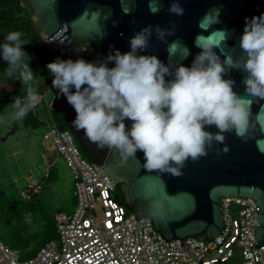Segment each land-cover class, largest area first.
<instances>
[{"label":"water","instance_id":"water-1","mask_svg":"<svg viewBox=\"0 0 264 264\" xmlns=\"http://www.w3.org/2000/svg\"><path fill=\"white\" fill-rule=\"evenodd\" d=\"M31 19L45 42L55 51L62 52L80 44L90 46V54L79 56L89 62H102L118 49L121 53L131 50L130 39L142 28L153 26V35L146 52L140 55H156L170 66L183 63L191 66L196 54L198 36L212 35L219 47L215 49L221 60L227 55L239 57V37L243 33L245 18L264 14V0H179L184 15L168 12L175 0H24ZM159 8L156 14L149 5ZM220 9L219 14L214 9ZM128 13V14H125ZM208 16L205 17V14ZM217 15L219 23H216ZM203 18V19H202ZM135 21V22H133ZM113 22H116L113 26ZM172 30L167 43L156 38L155 26ZM217 30H224L223 35ZM109 62L108 67H114ZM244 73L232 69L225 78L236 81L234 91L245 94L242 83ZM171 79V77H166ZM75 91V89H72ZM53 107L59 108L80 147L91 163L102 167L112 181L121 187L127 206L133 210L136 220L148 219L156 233L170 242L195 239L209 243L222 235L225 221L221 199L244 197L253 199L258 207L255 239L257 249L264 247V131L255 121L257 113H264V100H254L251 105L250 128L246 139L234 133H225V144H214L208 155L198 162L191 159L182 169L181 176H173L144 166L142 152L120 164L121 157L114 149H99L77 130L72 121L76 118L74 108L56 89ZM130 129L132 121L125 120ZM15 129L0 142L6 141L18 131ZM206 130L216 132L215 127Z\"/></svg>","mask_w":264,"mask_h":264},{"label":"clouds","instance_id":"clouds-1","mask_svg":"<svg viewBox=\"0 0 264 264\" xmlns=\"http://www.w3.org/2000/svg\"><path fill=\"white\" fill-rule=\"evenodd\" d=\"M149 11L156 14L160 9L150 4ZM210 11L219 14L220 9ZM168 12L182 17L185 9L175 0ZM174 29L175 25L172 30L156 25V38L167 43L166 37L174 35ZM152 35V25L142 28L131 37L130 51L116 49L102 62L57 58L46 67L54 77L53 92L59 90L76 112L73 126L83 130L91 143L99 149L116 150L120 164L142 152L146 169L181 176L189 159L198 162L214 144H225V133L247 138L252 102L264 100V14L245 18L239 57L227 55L221 60L215 51L219 43L212 35L198 36L196 46L201 51L190 67L180 63L173 68L156 55L138 54L147 51ZM21 36V32L11 31L0 44V56L8 64L6 76L20 80L26 90L24 98L16 96L8 106L15 121L25 118L40 100L35 73L24 59L27 53ZM80 46L91 52L88 44ZM109 62L115 66L108 67ZM232 69L244 73L243 96L234 91L236 81L225 78ZM125 120L132 121L130 129ZM255 121L264 131V113H257ZM211 127L217 131L206 130ZM220 151L226 153L229 148L225 144L217 154Z\"/></svg>","mask_w":264,"mask_h":264},{"label":"built area","instance_id":"built-area-1","mask_svg":"<svg viewBox=\"0 0 264 264\" xmlns=\"http://www.w3.org/2000/svg\"><path fill=\"white\" fill-rule=\"evenodd\" d=\"M84 46L77 57L88 53ZM53 100L40 97L33 108L47 122L43 139L50 142L75 176L77 209L72 215L57 214L58 239L44 246L35 257L22 260L18 252L0 241V264H264V247L255 239L258 207L251 198L221 199L225 230L209 243L195 239L170 242L156 233L148 219L136 220L125 206L114 199L116 184L102 167L85 160L70 131H61L43 118ZM100 204L103 218L94 209ZM237 261V263H235Z\"/></svg>","mask_w":264,"mask_h":264},{"label":"trees","instance_id":"trees-1","mask_svg":"<svg viewBox=\"0 0 264 264\" xmlns=\"http://www.w3.org/2000/svg\"><path fill=\"white\" fill-rule=\"evenodd\" d=\"M11 31L22 33L21 40L24 42L23 50L27 53L25 62L35 73V88L40 97L50 95L53 92L51 76L46 65L57 58L76 60L80 45L72 47L65 52L53 50L37 31L30 12L24 0H0V44L4 37ZM8 64L0 56V127L4 116L3 103L14 101L16 96L24 98L26 90L22 88V82L17 79H10L6 76L5 69ZM51 122L59 130L68 131V126L59 108L53 107L50 110ZM25 129L37 130L49 124L35 115L32 108L27 116L22 119ZM77 142V141H76ZM75 142V143H76ZM82 157L90 160L79 143H76ZM86 160V159H85ZM123 200L125 202L124 195ZM35 197V195L33 196ZM36 205L29 200L11 201L5 192L0 189V241L10 249L18 252L22 260H28L47 244L58 238L56 230L33 232L35 227Z\"/></svg>","mask_w":264,"mask_h":264},{"label":"rangeland","instance_id":"rangeland-1","mask_svg":"<svg viewBox=\"0 0 264 264\" xmlns=\"http://www.w3.org/2000/svg\"><path fill=\"white\" fill-rule=\"evenodd\" d=\"M89 54L90 52L85 55ZM55 91L49 95L51 98ZM12 102L3 103L0 138L10 134L16 124L19 129L6 141L0 142V189L11 201L30 199L35 203L33 232L56 230L57 214L72 215L77 209L74 195L75 176L64 159L53 150L55 147L43 139L48 126L37 130L25 129L22 120L15 121L11 118L12 109L8 106ZM39 112L43 118L48 116L43 111ZM85 159L91 163L87 157ZM51 161L53 163L50 166L48 163ZM113 195L120 205L127 208L129 214L134 213L124 202L119 185H116ZM94 212L98 219L103 218L100 204L95 207Z\"/></svg>","mask_w":264,"mask_h":264},{"label":"crops","instance_id":"crops-1","mask_svg":"<svg viewBox=\"0 0 264 264\" xmlns=\"http://www.w3.org/2000/svg\"><path fill=\"white\" fill-rule=\"evenodd\" d=\"M41 111H43L45 114H47L48 115V111H46V110H41ZM40 113V112H39ZM53 150L56 152V149L55 148H53ZM53 162L51 161V162H49L48 164L51 166V164H52Z\"/></svg>","mask_w":264,"mask_h":264},{"label":"flooded vegetation","instance_id":"flooded-vegetation-1","mask_svg":"<svg viewBox=\"0 0 264 264\" xmlns=\"http://www.w3.org/2000/svg\"><path fill=\"white\" fill-rule=\"evenodd\" d=\"M77 46H79V45H77Z\"/></svg>","mask_w":264,"mask_h":264}]
</instances>
